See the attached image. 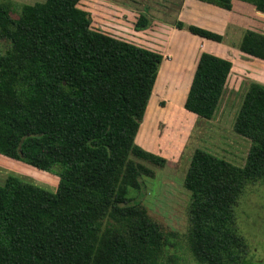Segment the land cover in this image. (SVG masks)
I'll list each match as a JSON object with an SVG mask.
<instances>
[{
    "label": "trees",
    "instance_id": "16d2710c",
    "mask_svg": "<svg viewBox=\"0 0 264 264\" xmlns=\"http://www.w3.org/2000/svg\"><path fill=\"white\" fill-rule=\"evenodd\" d=\"M241 1L264 13V0ZM79 2L24 4L16 19L0 3V154L59 178L54 192L14 176L0 184V264H158L166 242L142 204V176L154 171L131 159L165 161L134 142L163 55L92 29ZM148 23L140 13L134 27ZM240 48L264 58V34L246 30ZM231 66L202 51L184 109L209 119ZM233 129L251 141L243 166L197 149L184 176L199 264H254L234 209L248 184L264 181V85H249Z\"/></svg>",
    "mask_w": 264,
    "mask_h": 264
},
{
    "label": "rangeland",
    "instance_id": "374dc122",
    "mask_svg": "<svg viewBox=\"0 0 264 264\" xmlns=\"http://www.w3.org/2000/svg\"><path fill=\"white\" fill-rule=\"evenodd\" d=\"M43 1L0 0V3L9 11L11 18L16 19L22 5ZM180 2L181 0L79 2V7L90 14L92 29L165 54L134 139L135 144L143 150L162 157L165 161L162 166H158L131 156L133 161L154 171L152 177L142 176L145 185L142 204L166 238L165 245L158 253V264H199L190 249V192L183 185L191 156L195 150L201 149L234 165L243 166L251 141L234 131V121L249 85H264V58L245 53L240 48L246 30L252 29L264 34L263 12L240 0L231 6L230 25L224 31L221 41L204 39L206 45H203L199 41L187 39L186 34L194 38L200 36H195L185 28L170 30L171 25L176 27ZM140 13L145 14L149 23L147 27L140 29L142 31H136L134 25ZM197 19L201 21V15H197ZM196 23L195 26L199 25V22ZM6 44L2 41L0 46L6 47ZM202 50L221 55L232 64L219 102L209 119L196 116L183 107L195 60ZM9 176L18 177L52 192L56 190L59 180L53 172L37 169L0 154V184ZM132 193L134 190H130L129 195ZM234 211L236 227L248 245L247 258L254 264H264V181L248 184Z\"/></svg>",
    "mask_w": 264,
    "mask_h": 264
},
{
    "label": "crops",
    "instance_id": "0c3cea01",
    "mask_svg": "<svg viewBox=\"0 0 264 264\" xmlns=\"http://www.w3.org/2000/svg\"><path fill=\"white\" fill-rule=\"evenodd\" d=\"M239 2H240V0L239 1L238 0H232L231 6H234L236 3H239ZM231 8L230 9H224V8L219 7V6L210 5V4H208L204 1H200V0H181L180 5L178 7L177 14H176L177 18H178L177 21L184 22V24L186 23L185 25H188V24L195 25V24H197L196 22H199V25L201 24L202 26H199V25H196V26L210 30V31L215 32L217 34H220L222 36L224 34V31L227 29V26L230 25L229 14H230ZM197 15H201V18H202L201 21H198ZM180 29H182V28L174 27V25L170 26V30H180ZM250 30H252V29H250ZM136 31H142V30H136ZM102 32H104V31H102ZM185 36L187 39H192L193 41H199L201 44L206 45V43L204 42V39H206V38L199 37V36H198L199 38H194L190 34H186ZM137 45H139V44H137ZM143 47H145V46H143ZM145 48L158 51L156 49H152L149 47H145ZM202 51H207V52L213 53L212 51H209V50H202ZM158 52H160L163 55V59H164L165 54L161 51H158ZM200 53H199V55H200ZM213 54H215V53H213ZM199 55H198V57H199ZM215 55H218V54H215ZM218 56L223 57L221 55H218ZM198 57L195 60L194 69H195V65H196Z\"/></svg>",
    "mask_w": 264,
    "mask_h": 264
}]
</instances>
